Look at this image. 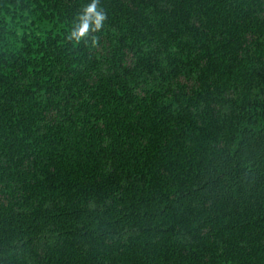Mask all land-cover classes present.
I'll return each instance as SVG.
<instances>
[{
  "label": "trees",
  "instance_id": "1",
  "mask_svg": "<svg viewBox=\"0 0 264 264\" xmlns=\"http://www.w3.org/2000/svg\"><path fill=\"white\" fill-rule=\"evenodd\" d=\"M0 0V264H264V0Z\"/></svg>",
  "mask_w": 264,
  "mask_h": 264
},
{
  "label": "clouds",
  "instance_id": "2",
  "mask_svg": "<svg viewBox=\"0 0 264 264\" xmlns=\"http://www.w3.org/2000/svg\"><path fill=\"white\" fill-rule=\"evenodd\" d=\"M107 19V12L101 6L100 0H90L77 15L73 28L68 35L69 41L98 43L94 33L102 30Z\"/></svg>",
  "mask_w": 264,
  "mask_h": 264
}]
</instances>
